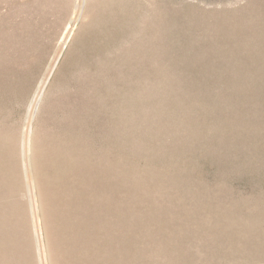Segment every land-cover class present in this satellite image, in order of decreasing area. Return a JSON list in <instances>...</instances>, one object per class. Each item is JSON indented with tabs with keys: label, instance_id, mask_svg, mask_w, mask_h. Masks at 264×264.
Here are the masks:
<instances>
[{
	"label": "rangeland",
	"instance_id": "1",
	"mask_svg": "<svg viewBox=\"0 0 264 264\" xmlns=\"http://www.w3.org/2000/svg\"><path fill=\"white\" fill-rule=\"evenodd\" d=\"M32 104L49 264H264V0H0V264Z\"/></svg>",
	"mask_w": 264,
	"mask_h": 264
},
{
	"label": "bare ground",
	"instance_id": "2",
	"mask_svg": "<svg viewBox=\"0 0 264 264\" xmlns=\"http://www.w3.org/2000/svg\"><path fill=\"white\" fill-rule=\"evenodd\" d=\"M79 11H80V9H79ZM70 23H69L70 25L68 26V28L66 29L65 33L63 34V36L61 38L60 45H59L60 49L64 48L70 39L74 21H72ZM39 85H40V83H39ZM43 89H44V87L40 88L39 93H38L39 96H40L41 92L43 91ZM44 92H45V90H44ZM35 107L36 106L34 104L31 105L29 117L27 118L26 129L24 131L23 155H24V162H25L26 173H27V178H28V186H29V190H30L31 204H32V208L34 209V218L33 219H34V227H35L38 250H39V260H40V264H49V261L47 258V247H46V243H45V236H44V232H43V226H42V221H41V217H40L35 181H34V176H33V170H32V166L30 163V161H31V158H30V153H31L30 142H31V131H32V127H33V117L35 116L33 111H35V109H36Z\"/></svg>",
	"mask_w": 264,
	"mask_h": 264
}]
</instances>
